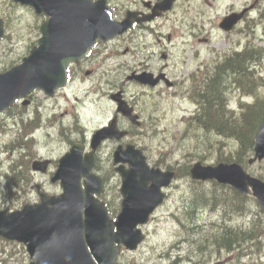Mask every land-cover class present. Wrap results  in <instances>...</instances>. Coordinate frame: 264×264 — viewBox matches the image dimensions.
I'll list each match as a JSON object with an SVG mask.
<instances>
[{"label": "water", "instance_id": "95a60500", "mask_svg": "<svg viewBox=\"0 0 264 264\" xmlns=\"http://www.w3.org/2000/svg\"><path fill=\"white\" fill-rule=\"evenodd\" d=\"M31 5L37 14H48L49 20L40 28L39 48L33 49L24 64L0 75V110L33 87L50 93L63 83L64 68L87 52L98 37L107 39L121 33L128 24L115 26L108 19L104 2L91 4L87 0H14ZM240 15L228 20V27ZM227 27V25H226ZM28 63V64H27ZM154 85L150 76L137 78ZM119 111L128 115L120 106ZM98 136L96 139L101 138ZM255 157L264 159V120L255 138ZM127 162L129 170L118 171L122 177V209L112 223L102 204L93 194L101 191L102 182L90 174L92 162H79L75 153L66 155L52 182L60 181L63 193L56 198L42 197V202L22 211L6 215L0 212V236L26 245L31 264H117L119 245L134 249L142 240L138 224L162 201L160 188L167 186L172 174L150 171L140 153L128 150L116 152L114 163ZM47 163H33V169L45 171ZM194 179H216L248 194L252 188L264 210V183L246 175L236 165L203 168L199 164L191 170ZM83 178L84 189L80 186ZM50 206V207H49ZM113 226L116 231H113ZM116 244L117 246H113Z\"/></svg>", "mask_w": 264, "mask_h": 264}, {"label": "rangeland", "instance_id": "374dc122", "mask_svg": "<svg viewBox=\"0 0 264 264\" xmlns=\"http://www.w3.org/2000/svg\"><path fill=\"white\" fill-rule=\"evenodd\" d=\"M252 5V11L250 14V19L257 20L259 14L264 13V0H257V2H253V0H213L212 8L209 9V19L216 21L219 16L226 13V11L231 10L232 8H238L241 5ZM9 0H0V17H10V27L7 28L4 32L2 39L0 40V68L4 65V62L9 60L13 61V64H17L21 61V59L27 55L28 50L31 46L35 45L36 40L39 38V34L36 31V23L37 20L28 16L25 11H19L18 8H9ZM191 6L190 10H192V14L188 15L185 13L182 15V11L179 9L184 8L187 10V6ZM206 3L200 2V0H179L176 4V8L169 15L166 20L167 26L163 28V31L166 34L170 33V27L181 26L182 24L188 25L193 21H198V16L196 12H199L202 9H205ZM196 11V12H195ZM185 12V11H184ZM174 20L176 22H174ZM209 26V25H208ZM261 27H264V15L261 20ZM213 33L215 36L222 37L217 31L212 23ZM175 39L173 43L178 46L181 43L178 35L180 34V28H174ZM215 49H223L227 48V42H219V40L214 41ZM194 45H198L194 43ZM125 43H122L118 48L114 49L112 52L110 46H103L101 52L98 55H92L89 59L90 61V69H96L95 75L98 76L97 84L102 82H115L121 80L125 75L129 74L128 70L130 68L135 69L139 68L140 64L148 65V67L156 68L158 57L157 55L148 60V57L154 53H157V49H131L129 45H127L130 50L128 53L123 54V50ZM200 48L208 49V46H200ZM112 52V53H109ZM171 53L170 64L171 67L174 68L177 62V49H172L169 51ZM91 69V70H93ZM112 70V75L107 76L105 72H109ZM190 70V69H189ZM131 73V72H130ZM264 74V71H263ZM90 83L89 80L86 81L85 84ZM84 85L77 80H71L68 87L62 92H58L54 98L44 99L43 94L38 93L37 98L38 101L42 104L43 109H41L42 118H41V129L34 134V138L38 142V145L34 148L37 156L47 157L54 161H57L60 156H62L70 147L69 139L77 137V134H68L63 131L64 136L60 133L62 128L68 129L70 127V132L72 130L73 124V113L72 110L80 106L79 102H76L77 99L80 101L81 90ZM144 89L137 87L135 85H131L127 87L126 94L128 97L134 96L135 99L139 98V103L142 108H145L147 113L145 116H152L154 125L151 122H148L150 128H156L157 133L153 134V132H148V126L145 125V128L141 131L142 135H140L139 146L146 148L145 154L150 158V160L161 159L165 164L162 165V169L164 165L170 164L173 165L174 161L179 159L180 149L177 144V138L179 132L181 130V117L184 114L190 113L193 110V106L187 102H181L175 98L160 96L158 93L155 94H147V96H142L144 94ZM70 101L71 104L74 105V108H71L68 104H66L65 96ZM146 103V105H143ZM66 109L68 110V115L66 114ZM95 109H99V111H95L92 113L86 112V123H89L88 129L102 123L106 116L109 115V112H105V98L99 100V103L95 105ZM140 109V110H141ZM151 110H155L156 112L150 113ZM15 111L12 110L9 112V115H14ZM32 110L29 108L28 112H26L25 117L32 116ZM54 115V118L51 116ZM144 113V112H142ZM62 114V115H61ZM183 118V117H182ZM14 121L10 116L4 119L0 125L4 129H7L3 134L0 131V188H3L4 178L2 174L4 171H8V165L11 161L14 160L16 156V151L13 149L12 151L4 152L2 148L7 145L11 140L15 137L14 130L10 128L13 127L15 129L18 128V125H14ZM69 131V129H68ZM207 136V135H206ZM188 141V138H186ZM26 148V147H25ZM206 163H213L212 160L205 161ZM194 163V162H193ZM55 167L52 166V171H54ZM251 172V170H249ZM256 171V170H254ZM34 181L40 183L43 189L49 194H58L60 192V188L58 184H50L48 175H34ZM116 183V177H111L109 180V188H107L105 199L110 202V204L114 203L117 195V189H113L114 184ZM177 187V188H176ZM188 193V182L184 180L177 181L175 185L173 184L169 191V198L165 201V204L156 211L154 214L153 220L145 226V234L146 239L140 245V247L132 253L124 251L119 261L121 263H137V264H158L159 258L158 256H163L164 258L168 255L167 250L171 249L173 243L177 245L182 240L181 231L175 222H173L171 218V213L177 211V208L180 207V202L183 200L184 195ZM39 200L36 192H32L28 189V191L21 197L20 201L22 203H30L37 202ZM19 202L14 203L13 207H18ZM3 202L0 201V204ZM118 212H112L111 218H114ZM202 221H206V218H210L207 212H202ZM208 216V217H207ZM219 217V216H218ZM216 219H212L211 221H215ZM240 221V219H238ZM238 222V221H237ZM188 239L186 240V242ZM184 242V241H183ZM182 242V243H183ZM17 245V244H16ZM11 245L0 242V250L3 249L4 253L0 254V258H6L10 255V258L4 259L2 262L4 264H29V259L25 252V249L21 245ZM179 246H183L180 244ZM179 247V248H181ZM177 248V249H179ZM175 249V250H177ZM160 252V253H159ZM159 253V254H157ZM171 258H174L178 252H169ZM204 257V256H202ZM227 259V257H225ZM10 260V261H9ZM212 263L216 261L212 259ZM171 261V260H170ZM163 264H169V262L164 261ZM227 264L230 263V259L227 260ZM264 264V262H263Z\"/></svg>", "mask_w": 264, "mask_h": 264}, {"label": "trees", "instance_id": "16d2710c", "mask_svg": "<svg viewBox=\"0 0 264 264\" xmlns=\"http://www.w3.org/2000/svg\"><path fill=\"white\" fill-rule=\"evenodd\" d=\"M252 55L251 52L233 55L222 64L223 68L220 66L214 72L196 76L190 97L198 104L199 111L196 117L187 120L184 127V135L188 136V141L183 134L178 138L185 141L182 145L178 143L184 151L215 159L216 162L235 161L246 165L252 152L254 135L261 122L264 104L258 101L236 115L227 111L222 103L225 102L224 91L227 84L230 85L232 81L257 98L256 84H260V80L247 73L240 79V69H244L253 60ZM263 84L264 82L261 83ZM21 113L18 110L16 115L21 121L23 135H27L34 124L25 123L20 117ZM25 158L28 160L24 161ZM19 165H22L24 172L11 167L10 172L4 174L5 194H13L10 192L12 187H21L22 183L28 184L31 181L27 174L29 158L21 154ZM174 167L177 177L187 178L189 164L181 163ZM191 186L187 203L182 206L183 220L179 224L185 232L183 246L175 251L178 252L176 257L167 258L171 260L169 264H210L212 259L221 260L227 256L232 264H258L264 258V215L256 208L254 200L238 194L228 186L215 183L207 187L202 184ZM201 207L214 212L215 216L219 214L217 221L200 220ZM234 216L249 219V222L245 226H233L230 218Z\"/></svg>", "mask_w": 264, "mask_h": 264}, {"label": "flooded vegetation", "instance_id": "af4514ba", "mask_svg": "<svg viewBox=\"0 0 264 264\" xmlns=\"http://www.w3.org/2000/svg\"><path fill=\"white\" fill-rule=\"evenodd\" d=\"M116 7H121V6H119V5H116ZM126 7V9H125V11L126 10H128V9H131V10H137V9H139V3L138 2H136V1H133V4H128L127 6H125ZM139 28H144V29H148V25H140L139 26ZM122 88V86L120 87V89Z\"/></svg>", "mask_w": 264, "mask_h": 264}, {"label": "bare ground", "instance_id": "6f19581e", "mask_svg": "<svg viewBox=\"0 0 264 264\" xmlns=\"http://www.w3.org/2000/svg\"><path fill=\"white\" fill-rule=\"evenodd\" d=\"M251 53H252V52H251ZM252 54H253V55H252V57H253V56H254V53H252ZM241 56H242V55H241ZM243 57H244V56H243ZM247 61H248V60H247ZM253 62H254V61H250L249 64H251V63H253ZM222 73H223V72H222ZM222 73H221V74H222ZM224 73H225V72H224ZM229 86H230V85H229ZM227 88H228V87H226V90H227ZM226 90H225V91H226ZM225 91H224V92H225ZM224 104H225V107H226V103H225V102L222 103V106H223ZM224 111H226V110H224ZM225 119H226V118H225ZM222 120H223V119H222ZM222 122H223V121H222ZM224 122H225V121H224ZM224 132H225V131H224ZM222 133H223V132H222ZM226 134H227V133H226ZM182 242H183V240H182ZM180 243H181V241H180ZM179 245H180V244H179ZM177 261H178V260H177Z\"/></svg>", "mask_w": 264, "mask_h": 264}]
</instances>
